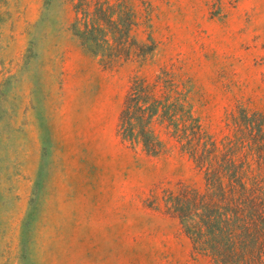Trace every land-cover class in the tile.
Wrapping results in <instances>:
<instances>
[{"label":"rangeland","instance_id":"374dc122","mask_svg":"<svg viewBox=\"0 0 264 264\" xmlns=\"http://www.w3.org/2000/svg\"><path fill=\"white\" fill-rule=\"evenodd\" d=\"M127 1L151 9L134 35L157 51L106 68L72 31L78 0H0V264H211L164 200L203 175L176 143L124 140L119 116L132 78L165 67L213 135L264 111V0Z\"/></svg>","mask_w":264,"mask_h":264},{"label":"trees","instance_id":"16d2710c","mask_svg":"<svg viewBox=\"0 0 264 264\" xmlns=\"http://www.w3.org/2000/svg\"><path fill=\"white\" fill-rule=\"evenodd\" d=\"M74 13V35L104 67L155 57L153 38L134 35L152 20L146 3L137 9L127 0H78ZM118 133L152 157L176 143L203 175V189L179 183L164 196L194 254L211 264H264V111L237 106L226 114L224 133L213 135L197 115L191 80L165 67L132 78Z\"/></svg>","mask_w":264,"mask_h":264}]
</instances>
